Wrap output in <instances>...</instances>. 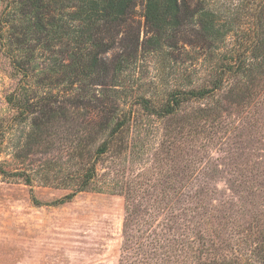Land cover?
I'll return each mask as SVG.
<instances>
[{"label": "rangeland", "instance_id": "obj_1", "mask_svg": "<svg viewBox=\"0 0 264 264\" xmlns=\"http://www.w3.org/2000/svg\"><path fill=\"white\" fill-rule=\"evenodd\" d=\"M251 1L258 7L260 0ZM4 5L0 0V13ZM144 13L142 1L134 15L142 43L150 35ZM251 17L229 36L236 52L255 42ZM197 51L182 43L140 49L120 76L126 91L119 87L116 96L133 111L131 130L99 158L89 189L76 192L83 170L72 155L87 111L58 123L38 153L14 159L27 125L4 124L14 114L5 97L19 75L0 50V161L23 173H0V264H264V76L249 78L261 104L230 108L219 128L196 129L192 112L204 102H188L185 113L167 118L134 103L142 96L159 107L170 91L200 86L205 63L204 56L193 59ZM221 129L216 140L211 131ZM181 193L198 197L184 201ZM154 239L168 247L146 252Z\"/></svg>", "mask_w": 264, "mask_h": 264}, {"label": "trees", "instance_id": "obj_2", "mask_svg": "<svg viewBox=\"0 0 264 264\" xmlns=\"http://www.w3.org/2000/svg\"><path fill=\"white\" fill-rule=\"evenodd\" d=\"M1 1L5 5L0 13V50L19 75L17 87L5 97L14 114L4 124L27 125L14 159L38 153L51 144L58 123L87 111L88 117L83 119L86 127L81 133L84 136L72 155L81 160L83 170L76 192L89 189L99 158L111 151L120 135L131 130L133 111L125 112L116 96L121 93L119 87L126 91L118 85L120 76L138 60L140 49L157 52L179 48L182 43L184 48L198 50L195 61L204 56L200 86L191 82L188 90L170 91L159 107L147 97L137 98L134 103L151 115L175 117L186 112V103L204 102L192 112L196 129L202 124L219 128L230 108L261 104V99L252 93L253 81L249 78L264 76V0H260V8L251 0ZM142 1L150 34L143 43L134 18L135 8ZM248 14L253 18L250 30L255 32V42L236 52L228 47V39ZM183 32L190 36L179 40L174 35ZM115 49L120 53L109 60L106 55ZM247 49H251L250 54ZM222 130H213L211 135L217 140ZM19 170L10 173L0 161L4 176L23 174ZM183 194L182 198L187 197L184 201L198 197ZM159 243L154 239L151 245L146 244V252L156 253L158 248L168 247Z\"/></svg>", "mask_w": 264, "mask_h": 264}]
</instances>
